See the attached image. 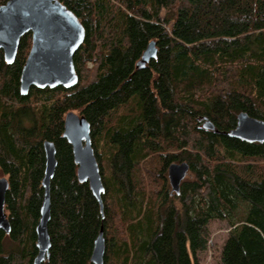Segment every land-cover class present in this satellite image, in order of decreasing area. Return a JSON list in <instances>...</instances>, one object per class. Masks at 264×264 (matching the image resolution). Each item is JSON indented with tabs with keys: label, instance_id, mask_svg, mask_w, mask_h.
Returning a JSON list of instances; mask_svg holds the SVG:
<instances>
[{
	"label": "trees",
	"instance_id": "16d2710c",
	"mask_svg": "<svg viewBox=\"0 0 264 264\" xmlns=\"http://www.w3.org/2000/svg\"><path fill=\"white\" fill-rule=\"evenodd\" d=\"M61 3L86 31L73 58L76 87L21 96L31 35L11 65L0 51V174L10 223L9 234L0 232V264H32L36 255L45 140L55 145L57 167L42 264H92L101 229L104 264H196L215 219L230 225L218 264H264V143L203 130L197 120L208 117L220 132L234 129L241 112L264 121V0ZM151 41L156 58L136 67ZM70 111L91 126L102 215L62 137ZM179 162L192 180L172 194L167 167Z\"/></svg>",
	"mask_w": 264,
	"mask_h": 264
},
{
	"label": "water",
	"instance_id": "95a60500",
	"mask_svg": "<svg viewBox=\"0 0 264 264\" xmlns=\"http://www.w3.org/2000/svg\"><path fill=\"white\" fill-rule=\"evenodd\" d=\"M31 35V47L23 64L19 78V93L27 96L32 88H63L77 86L78 75L74 66V55L84 42L86 31L77 17L61 0H8L0 5V51L6 64L16 58L21 38ZM154 41L147 44L136 67H145L156 58ZM201 128L222 134L248 144L264 143V121L255 119L245 112L236 117L234 129L220 132L205 116L198 117ZM62 137L71 147L76 176L80 183L88 184L89 190L99 204L103 214L102 195L105 191L91 138V126L84 118L72 111L64 117ZM44 152L43 188L39 219L35 226L36 255L32 264H42L49 257L51 239L48 225L50 213V183L57 167L56 148L53 142L42 143ZM189 173L186 162L171 163L167 167V181L172 194H179L180 186ZM9 188L8 180L0 178V232L9 234L10 223L5 212V198ZM105 239L102 229L94 240L90 262L104 264Z\"/></svg>",
	"mask_w": 264,
	"mask_h": 264
},
{
	"label": "rangeland",
	"instance_id": "374dc122",
	"mask_svg": "<svg viewBox=\"0 0 264 264\" xmlns=\"http://www.w3.org/2000/svg\"><path fill=\"white\" fill-rule=\"evenodd\" d=\"M89 66L91 65L89 64ZM0 177H2L1 174ZM190 180H192V178L187 174L185 181ZM244 209L245 208L242 206L240 210L235 212V218L239 217V215H241L240 211H243ZM208 228L209 238L207 248L202 254L198 255L196 264H218L221 248L227 238L228 232L230 231V225L226 220H211L208 224ZM3 242H7L6 237H4ZM3 244L5 245L6 243Z\"/></svg>",
	"mask_w": 264,
	"mask_h": 264
}]
</instances>
